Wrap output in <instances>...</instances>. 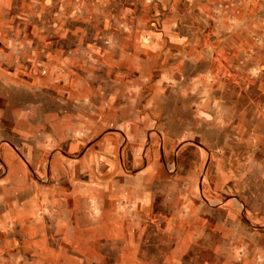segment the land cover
Wrapping results in <instances>:
<instances>
[{
  "label": "rangeland",
  "instance_id": "rangeland-1",
  "mask_svg": "<svg viewBox=\"0 0 264 264\" xmlns=\"http://www.w3.org/2000/svg\"><path fill=\"white\" fill-rule=\"evenodd\" d=\"M59 1L108 10L137 4L140 14L156 2ZM169 1L195 42L207 0ZM243 1L260 2L221 0L235 14ZM184 47L165 52L160 44L153 78H107L104 86L92 78L106 94L90 93L86 107L60 93L59 130L27 141L30 155L17 158L26 188L4 183L0 158V264H264V77L252 79L249 92L238 89L243 78L224 79L236 87L224 82L218 91L194 75L202 63ZM179 57L192 76H163ZM63 118L86 124L62 131Z\"/></svg>",
  "mask_w": 264,
  "mask_h": 264
},
{
  "label": "crops",
  "instance_id": "crops-1",
  "mask_svg": "<svg viewBox=\"0 0 264 264\" xmlns=\"http://www.w3.org/2000/svg\"><path fill=\"white\" fill-rule=\"evenodd\" d=\"M154 3L149 2L140 14L137 4L108 10L107 5L104 8L85 1L73 5L72 1L59 0H0V158L6 172L4 183L27 187L26 165L17 158L30 155L27 141L59 130L56 110L60 93L67 94L68 105L82 102L86 107L84 99L90 93L106 94L102 86L107 78H114V83L135 75L153 78L154 55L160 44L165 52L172 47L179 52L183 46L193 51L202 63L194 75L204 83L211 78L218 91L236 87L224 79L243 78L246 83L238 89L249 92L251 80L264 77V0L256 5L243 1L238 14L228 2L223 5L221 0H207L198 8L200 29L195 42L188 34L192 25L184 21L183 14L170 12L169 0ZM187 61L179 57L177 65L165 70L163 76L190 75ZM94 77L104 78L97 90L92 88ZM222 83L226 89L219 88ZM258 86L264 92V81ZM46 96L50 103L44 102ZM61 120L62 131L86 124L83 118L73 125ZM245 120L243 116V123ZM118 128L124 132L122 126ZM130 134L123 133L126 141ZM38 150V155H43L42 144ZM89 155L88 148L80 153L83 165ZM14 173L19 174L18 182L10 180Z\"/></svg>",
  "mask_w": 264,
  "mask_h": 264
}]
</instances>
